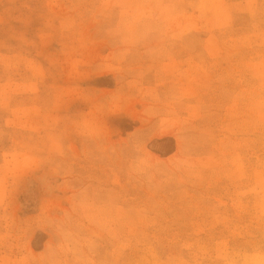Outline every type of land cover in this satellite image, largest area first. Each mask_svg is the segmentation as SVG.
I'll list each match as a JSON object with an SVG mask.
<instances>
[{
    "label": "rangeland",
    "instance_id": "obj_1",
    "mask_svg": "<svg viewBox=\"0 0 264 264\" xmlns=\"http://www.w3.org/2000/svg\"><path fill=\"white\" fill-rule=\"evenodd\" d=\"M0 264H264V0H0Z\"/></svg>",
    "mask_w": 264,
    "mask_h": 264
}]
</instances>
